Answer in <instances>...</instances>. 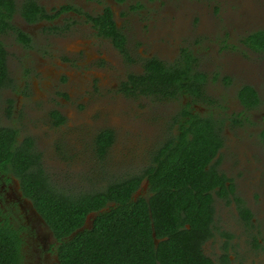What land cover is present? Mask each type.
I'll return each mask as SVG.
<instances>
[{
	"label": "rangeland",
	"instance_id": "374dc122",
	"mask_svg": "<svg viewBox=\"0 0 264 264\" xmlns=\"http://www.w3.org/2000/svg\"><path fill=\"white\" fill-rule=\"evenodd\" d=\"M44 1L53 6L68 2L80 9V13L96 14L105 7L111 8L128 34L129 49L136 59L134 65L128 62L109 40L98 37L93 25L82 15H73L71 20L64 17L68 27L63 35L43 39L36 50L15 54L20 60L26 56L35 66L32 76L37 84H30V88L32 85L38 89V97L32 104H36L32 118L26 120L23 117L14 125L22 124V135L35 132L37 151L42 155L41 167L50 182L74 193L98 189L119 174L141 171L147 164L150 150L167 134L166 123L169 113L176 107L174 102L154 96L129 95L119 88L120 81L128 73L137 71V63L141 61L139 56L151 54V42H159L165 48L160 56L166 61L171 60L180 48H190L213 77L212 80L211 76L209 78L212 93L231 100L235 98L237 85H223L226 78L224 81L222 76L230 74L226 67L231 53L222 43H237L238 31L246 24L247 11L264 18V0ZM136 4L142 7L138 8ZM260 26L264 27V24ZM247 55L252 58L253 53ZM10 65L16 69L13 58H10ZM260 77L263 100L249 113L250 120L255 123H246L236 131L229 130L224 136L227 141L224 151L229 150L227 160L230 158L232 162L237 157L232 140H236L238 146L244 141L254 143L258 136L256 119L264 113V74ZM234 79L238 83L242 81L240 74ZM56 92H64L66 97L62 98ZM50 108L59 109L65 116L62 124L53 125L47 114ZM262 123L263 119L260 120ZM105 128L113 130L114 139L105 161H101L95 156L93 141L97 132ZM245 149L254 158V172L260 175L247 174L245 170L241 171L240 178L259 177L264 184V149L253 148L250 144L244 146L239 156H246ZM260 153L262 155L258 156ZM224 162L216 168H238L236 164ZM259 208L264 221V199ZM216 243H219L217 238L207 249L215 247ZM211 251L213 254L214 250ZM263 260L262 256L257 259L259 263Z\"/></svg>",
	"mask_w": 264,
	"mask_h": 264
},
{
	"label": "flooded vegetation",
	"instance_id": "af4514ba",
	"mask_svg": "<svg viewBox=\"0 0 264 264\" xmlns=\"http://www.w3.org/2000/svg\"><path fill=\"white\" fill-rule=\"evenodd\" d=\"M35 4L39 6L38 9ZM136 5L138 8L142 7L140 4ZM80 11L68 2L53 6L44 0H0V46L4 51L6 69L5 76L0 77V128L16 130V147L20 146L25 138H31L32 144L29 151L35 155L39 154V157L35 163L29 166L28 171L36 170V166L42 164L41 152L37 151V135L33 131L22 135L24 127L22 124L15 126L14 123L23 117L29 120L28 117L33 116V108H36V104H32L38 97V89H35L32 85L30 88V84H37L32 76V69L35 66L31 65L26 56H23L20 60L16 58L15 54L36 50L41 47L43 39L48 40L54 36L63 35L68 27L67 18L64 17L67 16L71 20L73 15H82L86 22L93 25L98 37L109 40L120 54L125 56L128 62L133 65L136 62L129 49L128 34L122 28L123 26L119 25L111 8L105 7L96 14L86 11L80 13ZM106 12L110 14L115 28L123 36L125 52L115 45L111 36L102 32V29L104 32L106 29L102 28L103 21L100 16H104ZM248 12L246 14V24L243 25L242 31H238L237 43L229 44L225 41L222 43L224 48L231 53L226 67L230 74L222 76V80L225 81L226 78L223 85H237L234 99L229 100L224 94L222 96L218 93H212L209 86L211 74L198 62L199 58L188 47L186 48L195 57L190 63L191 68L203 73L204 79L196 83L194 89L191 88L189 92L176 93L173 97H156L159 100H170L176 104V107L169 113V121L166 123L167 134L161 140H158L153 149L150 150L147 163L157 147L163 146L171 138L180 137L181 132L191 128V125L186 122L190 116L185 115L183 117L178 113L181 106L186 107L191 115L199 113L200 116L213 118L212 120L221 134V145L211 163L214 165L216 172L222 175L224 189L220 190V187L216 185L209 190L213 220L209 223V235L203 238L200 244V251L209 260L210 264H264V260L261 263L257 261L261 256L264 258V221L261 220L259 211L261 202L264 199V184L260 182L259 177L252 179L240 178L242 176L241 171L246 170V173L249 174L254 172L256 165L253 164V156H249L246 149V156H239L244 151V146L247 147L250 144L253 145V148L264 149V140L261 137L264 123L260 124V120H264V113H262L260 119H256L259 122V127L257 130L258 136L254 143L244 141L236 146V140H232L231 144L237 148L235 152L237 157L233 158V162L230 158L227 160L229 150L224 151L227 146V141L224 138L225 133L229 130H239L246 123H255L250 120L249 113L263 100L261 95L262 79L260 76L264 74V61L261 62L264 58V35H261V33H264L261 32L264 31V27L260 25L264 24V18L257 15L256 12ZM150 44L151 54L139 56L138 59H141V61L137 63V71L128 73L123 81H120L119 88L122 87L123 91L125 90L122 82L129 81L130 74L145 72L147 59L157 58L165 66L176 65L180 62L184 49H186L180 48L171 60L166 61L160 56L165 52V48L159 42L154 41ZM250 52L253 53L252 58L247 55ZM10 58H13L16 69L13 68V65H10ZM16 72H18V76ZM239 74L242 81L238 83L234 78L239 77ZM210 79L212 80L213 77L211 76ZM131 84L129 85L131 86L130 89H133ZM245 86L254 91L255 98L246 99L240 95V90ZM56 94L62 98L66 97L64 92H56ZM134 95L153 96V94H143L139 90L135 91ZM54 111L61 114L63 117L62 122L55 124ZM47 114L53 125L58 126L65 121V116L57 108L48 109ZM8 118L14 119L13 122L12 119ZM187 135L191 136L190 132ZM228 137L231 139L230 136ZM16 147L15 149H17ZM261 155L262 153L258 156ZM224 161L227 164H236L238 168L235 170H230V167H222L223 170L221 168L217 169L216 165ZM254 173L257 176L260 175L258 172ZM238 178L240 182H238ZM141 187L142 192H140ZM149 193L148 180L144 179L135 191L134 196H147ZM0 227L13 232L19 239L20 259L15 264H60L58 248L61 241L53 232L45 216L37 208L34 200L25 191L15 168L10 163L5 164L4 152L3 154L0 153ZM216 238L219 243L214 244L215 247L207 249V246L212 245L209 243L216 240ZM158 242L159 239H155L156 245ZM212 249L214 250L213 254H211Z\"/></svg>",
	"mask_w": 264,
	"mask_h": 264
},
{
	"label": "trees",
	"instance_id": "16d2710c",
	"mask_svg": "<svg viewBox=\"0 0 264 264\" xmlns=\"http://www.w3.org/2000/svg\"><path fill=\"white\" fill-rule=\"evenodd\" d=\"M100 19L106 29L102 32L125 52L123 36L110 14L106 12ZM194 59L187 48L176 65L165 66L157 58L147 59L145 72L130 74L122 86L126 93L134 95L139 90L158 98L189 92L204 79L203 73L191 68ZM5 71L0 46V77L5 76ZM240 95L246 99L256 96L248 86L240 90ZM178 113L190 116L186 122L191 128L157 147L141 171L119 174L98 189L75 193L50 182L41 165L28 171L39 157L29 151L31 138L16 147V130L0 128V153L4 152L5 164L15 168L25 191L61 241L60 264H210L200 244L209 235L213 220L209 190L216 185L224 189L222 175L211 163L221 145V134L211 117L191 115L184 106ZM53 116L55 124L63 121L57 111ZM261 137L264 140V130ZM113 139L110 128L97 132L93 143L99 160L105 161ZM144 179L148 180L150 193L135 197ZM91 212H96L91 226L69 238ZM154 238L159 239L157 245ZM18 241L17 235L0 227V264H15L20 259Z\"/></svg>",
	"mask_w": 264,
	"mask_h": 264
},
{
	"label": "water",
	"instance_id": "95a60500",
	"mask_svg": "<svg viewBox=\"0 0 264 264\" xmlns=\"http://www.w3.org/2000/svg\"><path fill=\"white\" fill-rule=\"evenodd\" d=\"M96 212H91L86 216L85 222L84 224L79 227L78 229H76L74 232H72V234L70 235L69 238H72L77 232L84 230L85 228H89L92 224V219L95 217ZM154 236V233H153Z\"/></svg>",
	"mask_w": 264,
	"mask_h": 264
}]
</instances>
